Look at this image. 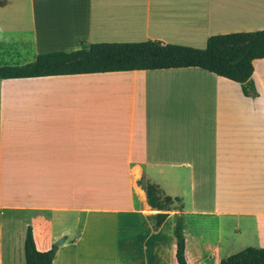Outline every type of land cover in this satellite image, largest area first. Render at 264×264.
I'll list each match as a JSON object with an SVG mask.
<instances>
[{"label":"crops","instance_id":"obj_1","mask_svg":"<svg viewBox=\"0 0 264 264\" xmlns=\"http://www.w3.org/2000/svg\"><path fill=\"white\" fill-rule=\"evenodd\" d=\"M259 30L264 0H0V67ZM251 80L255 96L198 67L0 79V264H25L28 226L52 264H177V216L187 264L264 248V58ZM148 182L179 202L152 209Z\"/></svg>","mask_w":264,"mask_h":264},{"label":"trees","instance_id":"obj_2","mask_svg":"<svg viewBox=\"0 0 264 264\" xmlns=\"http://www.w3.org/2000/svg\"><path fill=\"white\" fill-rule=\"evenodd\" d=\"M264 58V30L213 35L203 49L180 45H162L157 41L132 43H82L71 53L40 54L23 66L0 67V79L33 78L82 73H106L133 70H162L198 67L217 76L242 84L245 95L255 96L251 80L253 62ZM148 205L158 211H168L178 199L163 196L157 186L146 184ZM166 214L160 216V223ZM173 235L177 264H187L184 224L176 217ZM59 246L55 243L45 252L34 244L31 227L24 239L25 264H52ZM219 264H264V248L247 247L222 259Z\"/></svg>","mask_w":264,"mask_h":264},{"label":"water","instance_id":"obj_3","mask_svg":"<svg viewBox=\"0 0 264 264\" xmlns=\"http://www.w3.org/2000/svg\"><path fill=\"white\" fill-rule=\"evenodd\" d=\"M63 241H64V239H59L57 243H58V244H62Z\"/></svg>","mask_w":264,"mask_h":264},{"label":"rangeland","instance_id":"obj_4","mask_svg":"<svg viewBox=\"0 0 264 264\" xmlns=\"http://www.w3.org/2000/svg\"><path fill=\"white\" fill-rule=\"evenodd\" d=\"M178 206H175V208H177Z\"/></svg>","mask_w":264,"mask_h":264}]
</instances>
